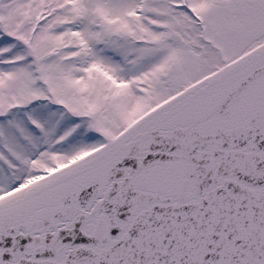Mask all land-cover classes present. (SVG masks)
I'll use <instances>...</instances> for the list:
<instances>
[{
  "label": "snow or ice",
  "instance_id": "snow-or-ice-1",
  "mask_svg": "<svg viewBox=\"0 0 264 264\" xmlns=\"http://www.w3.org/2000/svg\"><path fill=\"white\" fill-rule=\"evenodd\" d=\"M0 264H264V0H0Z\"/></svg>",
  "mask_w": 264,
  "mask_h": 264
}]
</instances>
